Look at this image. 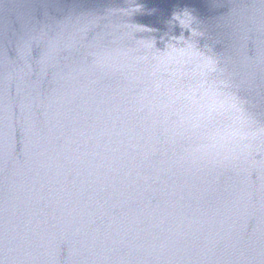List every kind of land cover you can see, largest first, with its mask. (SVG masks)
Here are the masks:
<instances>
[{
    "label": "water",
    "instance_id": "obj_1",
    "mask_svg": "<svg viewBox=\"0 0 264 264\" xmlns=\"http://www.w3.org/2000/svg\"><path fill=\"white\" fill-rule=\"evenodd\" d=\"M0 264H264V0H117L30 160Z\"/></svg>",
    "mask_w": 264,
    "mask_h": 264
},
{
    "label": "clouds",
    "instance_id": "obj_2",
    "mask_svg": "<svg viewBox=\"0 0 264 264\" xmlns=\"http://www.w3.org/2000/svg\"><path fill=\"white\" fill-rule=\"evenodd\" d=\"M171 16H172L173 19H176V20L179 21V25L178 26H184V25L190 23V20H188V19H182L181 16H180V14L177 13V12H175V11L172 13Z\"/></svg>",
    "mask_w": 264,
    "mask_h": 264
}]
</instances>
